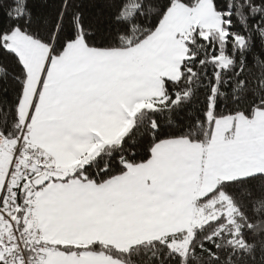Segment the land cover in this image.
Here are the masks:
<instances>
[{"label": "snow or ice", "instance_id": "snow-or-ice-1", "mask_svg": "<svg viewBox=\"0 0 264 264\" xmlns=\"http://www.w3.org/2000/svg\"><path fill=\"white\" fill-rule=\"evenodd\" d=\"M0 264H264V0H0Z\"/></svg>", "mask_w": 264, "mask_h": 264}]
</instances>
